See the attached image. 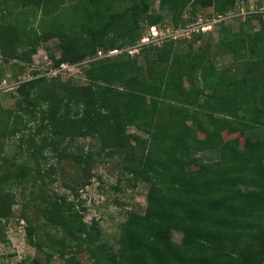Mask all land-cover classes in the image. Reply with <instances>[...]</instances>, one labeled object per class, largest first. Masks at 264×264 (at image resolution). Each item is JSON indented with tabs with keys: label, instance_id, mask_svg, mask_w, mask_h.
I'll return each instance as SVG.
<instances>
[{
	"label": "trees",
	"instance_id": "1",
	"mask_svg": "<svg viewBox=\"0 0 264 264\" xmlns=\"http://www.w3.org/2000/svg\"><path fill=\"white\" fill-rule=\"evenodd\" d=\"M247 1L0 0V81L25 69L12 58L32 63L52 39L60 48L49 54L52 68L87 63L84 84L35 72L18 83L14 109L0 102V241L9 243L2 222L12 214L17 181L32 196L26 206L42 200L43 218L22 210L29 243L47 247L50 258L59 253L65 264H85L66 255L73 247L89 251L86 264H264L263 0L243 21L219 20L215 44L200 43L212 31L199 28L191 40L182 34L131 53L146 23L184 30ZM177 40L188 42V51L179 52ZM217 49L233 62L219 66ZM226 130L255 138L242 147L238 137L225 138ZM83 137L89 146L75 151ZM12 139L16 151L6 153ZM53 153L73 157L87 172L80 188L93 164L109 159L150 183L146 212H129L116 244L106 243L76 204L45 191Z\"/></svg>",
	"mask_w": 264,
	"mask_h": 264
},
{
	"label": "rangeland",
	"instance_id": "2",
	"mask_svg": "<svg viewBox=\"0 0 264 264\" xmlns=\"http://www.w3.org/2000/svg\"><path fill=\"white\" fill-rule=\"evenodd\" d=\"M259 0H248L246 4L241 7H237L235 10L230 11L222 18H215L212 21L206 22L204 17H201L197 23L191 26V28L184 30H175L173 25L170 23L154 25L153 27L148 23L145 24V36L149 35V42L154 44H162L166 38H177L179 35L185 34L189 37V40L194 38L193 32L201 27V30L212 31L209 37L201 40L200 43L206 44L209 41L215 44L219 40V34L217 32V26L219 20H238L243 21L248 13L256 12L258 9L257 4ZM264 2V0H263ZM159 7L158 2L154 5L156 10ZM209 9H205L204 14L207 13ZM264 10V4L262 7ZM254 29L259 27L258 23L255 21L253 23ZM210 28V29H208ZM152 30H157L162 32L161 35L154 37ZM59 41L57 39H52L46 43L41 44L38 47L37 53L33 55L32 63L25 62L21 59L10 60L11 64H18L23 66L25 69L17 71H9L6 73L5 80L0 81V102L1 106L6 109H14L17 100V85L20 81L32 78L35 72L38 75H46L49 78L59 77L62 79L72 78L75 82L84 84L87 79L82 72L85 63L70 65L66 69H54L51 67L52 63L49 61V54L53 53L55 55L60 54V48L58 45ZM199 43V44H200ZM143 44L140 42L131 53L138 52V46ZM179 52L188 51V42L181 43L177 40ZM114 52H117L114 50ZM111 53V52H110ZM137 54V53H136ZM214 60L219 66L229 65L233 62V58L229 55L222 54L219 49L215 51ZM102 55V54H100ZM144 54L138 55L141 62H143ZM3 58L0 54V66L3 67ZM15 66V65H14ZM188 85V82H186ZM130 132H138L135 127H129ZM143 135L147 136V133L141 132ZM202 136L203 134L200 133ZM226 139H231L238 137L241 146L244 147L247 141L255 138V135H251L246 132H233L226 130L224 132ZM17 140H10V145H7L6 153H13L16 151L15 143ZM89 138H80L77 141V146L74 150L79 151L83 146H89ZM199 156L206 160H215L216 153L214 152H198ZM53 153L50 155L49 164L54 165V172L51 179H47L50 182L45 191L50 193H57L60 197L66 198L69 202L77 205L80 213L82 212L83 219L85 222L91 226L92 224H97L98 230L100 232L101 238L108 244L114 245L117 243L119 232L121 226L126 220V216L130 211L145 213L147 209V194L150 187V183L146 181L138 182L132 175L128 172L127 166L120 162L118 159H109L101 162H96L93 164L91 169V179L89 184L85 187L80 188V183L85 180V171H80L75 163L73 157H66L64 155L59 156ZM83 176V177H82ZM16 188V202L12 206V214L7 219L3 221L4 233L9 243H4L0 241V264H65V261L60 257L59 253H55L53 257H49L51 251L45 246L39 248L33 247L29 243L26 227L27 220L22 217V210L27 209L26 213L33 219L36 216L42 217V205L40 204L42 200H38V204L29 207L26 206V202L32 197L30 191L27 190L26 194L20 192V187L17 181H14ZM68 186L76 187V191L70 190ZM35 196V195H34ZM56 198V197H55ZM45 204V203H44ZM38 205V206H37ZM43 218V217H42ZM42 234V232H41ZM173 239L176 242L182 240V233L174 229ZM67 256L76 255L77 258L83 263H90L92 258L89 251L86 249H75L74 247L65 252Z\"/></svg>",
	"mask_w": 264,
	"mask_h": 264
},
{
	"label": "built area",
	"instance_id": "3",
	"mask_svg": "<svg viewBox=\"0 0 264 264\" xmlns=\"http://www.w3.org/2000/svg\"><path fill=\"white\" fill-rule=\"evenodd\" d=\"M153 27V26H152ZM200 29H201V27H200ZM208 29H210V28H208ZM197 30H199V28L197 29ZM205 31V30H204ZM152 32H153V36L154 37H156V36H159V35H161L162 34V32H158L157 30H152ZM149 35L148 36H144V38L142 39V42L143 43H147V42H149Z\"/></svg>",
	"mask_w": 264,
	"mask_h": 264
},
{
	"label": "clouds",
	"instance_id": "4",
	"mask_svg": "<svg viewBox=\"0 0 264 264\" xmlns=\"http://www.w3.org/2000/svg\"><path fill=\"white\" fill-rule=\"evenodd\" d=\"M152 26H154V25H152ZM144 36H145V34H144ZM144 38V37H143ZM142 38V39H143ZM142 42V41H141ZM143 43V42H142ZM116 51H118V50H116ZM111 53H116V52H114V51H111ZM100 54H102L103 55V53H102V51H99V56H102V55H100ZM68 66H70V65H64V66H62V68L61 69H66Z\"/></svg>",
	"mask_w": 264,
	"mask_h": 264
}]
</instances>
